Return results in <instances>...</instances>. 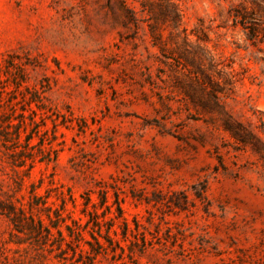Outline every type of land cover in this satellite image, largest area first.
I'll use <instances>...</instances> for the list:
<instances>
[{"label": "rangeland", "instance_id": "obj_1", "mask_svg": "<svg viewBox=\"0 0 264 264\" xmlns=\"http://www.w3.org/2000/svg\"><path fill=\"white\" fill-rule=\"evenodd\" d=\"M114 1L0 0V264H264V0Z\"/></svg>", "mask_w": 264, "mask_h": 264}, {"label": "trees", "instance_id": "obj_2", "mask_svg": "<svg viewBox=\"0 0 264 264\" xmlns=\"http://www.w3.org/2000/svg\"><path fill=\"white\" fill-rule=\"evenodd\" d=\"M114 0H109V6L113 11ZM120 9L122 11V19L125 24L131 23L140 27V21H146L150 18L167 22L172 28L178 29L182 25L183 12L180 6V0H142L140 12L148 14L149 17H139L138 11L131 7L126 0H119ZM154 13V14H152ZM152 14V15H151ZM118 15V14H117ZM151 32L157 29V25L148 22Z\"/></svg>", "mask_w": 264, "mask_h": 264}]
</instances>
